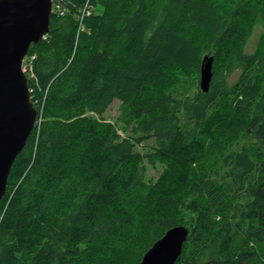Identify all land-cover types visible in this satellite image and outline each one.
Wrapping results in <instances>:
<instances>
[{
	"label": "trees",
	"instance_id": "16d2710c",
	"mask_svg": "<svg viewBox=\"0 0 264 264\" xmlns=\"http://www.w3.org/2000/svg\"><path fill=\"white\" fill-rule=\"evenodd\" d=\"M252 1L227 17L212 0H66L51 14L23 65L40 121L0 200V264H138L176 225L189 235L175 264H264V33L246 53L250 30L236 49L232 23ZM87 3L102 12L77 35ZM203 52L210 89L190 92Z\"/></svg>",
	"mask_w": 264,
	"mask_h": 264
},
{
	"label": "water",
	"instance_id": "95a60500",
	"mask_svg": "<svg viewBox=\"0 0 264 264\" xmlns=\"http://www.w3.org/2000/svg\"><path fill=\"white\" fill-rule=\"evenodd\" d=\"M51 14V0H0V200L38 116L23 64L30 46L49 34ZM213 62V55L201 60L199 88L204 93L210 89ZM188 235L185 225L171 227L148 248L138 264H175Z\"/></svg>",
	"mask_w": 264,
	"mask_h": 264
},
{
	"label": "rangeland",
	"instance_id": "374dc122",
	"mask_svg": "<svg viewBox=\"0 0 264 264\" xmlns=\"http://www.w3.org/2000/svg\"><path fill=\"white\" fill-rule=\"evenodd\" d=\"M212 1H214L215 3H221L222 4L223 10L225 13L224 14L225 17H227L226 15H228V13H231L232 11H236L237 8L239 7V2H241V0H212ZM259 4H260V0L252 1L250 6L244 8L241 11L240 15L237 18H235V20L232 21V23H234V25H236L238 27V32H236L234 35V38H235L234 46L236 47V49L241 46L240 35L243 32L248 33L250 30V33L248 34L247 38L245 39V43L243 45V50H245L246 53L254 52L262 34L264 33V25L260 24L259 22L254 23L253 26L251 25V22L253 21V18L255 17V11H256V9L259 8L258 7ZM241 8L242 7H240L239 9H241ZM101 12H102V6H96V8L94 7V11H92L90 13L88 12V14H84V15L86 18V17H90L92 14L93 15H101ZM67 14H68V12H64L63 14H60V15L58 14V16L59 17H65ZM85 18L83 17L82 21L78 22L77 35L81 32V31L79 32V30H81L83 27L85 28V26H84V19ZM77 19L80 20V18H77ZM88 33H90L89 30H88ZM191 35H192V39L195 41V43L199 44L200 46L205 45V40H203L201 34L198 31L191 32L190 36ZM205 55H208V54H206V52H203L202 58ZM238 76H239V73L234 72L230 77V82L234 83L237 80ZM192 78H194L193 79L194 81H192V79H189L188 85H186L188 87L187 88L188 91H190V92H194L196 90V88H199L200 72L197 76L194 75V77H192ZM30 95H31V93H30ZM36 102H38V101H36ZM119 113H120V102L115 100L110 105V107L107 109V111L104 113L103 118L107 121L115 122L117 117L119 116ZM153 148H154V141L152 139H150L144 143L137 144V146H136V150L141 154L150 153V152H152ZM160 172H161V167L158 166L156 168H152L148 165L147 178L154 181L158 178ZM119 244L120 243H117V245H119ZM130 259H129V261H130ZM106 264H117V263H115V261H113L112 263L110 262V263H106Z\"/></svg>",
	"mask_w": 264,
	"mask_h": 264
},
{
	"label": "built area",
	"instance_id": "2783aa9c",
	"mask_svg": "<svg viewBox=\"0 0 264 264\" xmlns=\"http://www.w3.org/2000/svg\"><path fill=\"white\" fill-rule=\"evenodd\" d=\"M52 2V13L54 12L56 15H60V14H63L64 12H67L66 8H65V3H66V0H51ZM80 12V22L82 21L83 17H85L84 14H88V12L90 13L91 12V5L90 4H86L82 10L79 11ZM84 29V27L81 29V31ZM34 58V55L31 56L29 59V62ZM26 59H28L26 57ZM25 59V61H26ZM24 61V63H25ZM24 65V64H23ZM24 69V68H23ZM25 71V69H24ZM40 121V117L37 116V119H36V122H39Z\"/></svg>",
	"mask_w": 264,
	"mask_h": 264
},
{
	"label": "bare ground",
	"instance_id": "6f19581e",
	"mask_svg": "<svg viewBox=\"0 0 264 264\" xmlns=\"http://www.w3.org/2000/svg\"><path fill=\"white\" fill-rule=\"evenodd\" d=\"M38 123H39V122H36V123H35L34 128H33V131H34V129L37 127Z\"/></svg>",
	"mask_w": 264,
	"mask_h": 264
}]
</instances>
